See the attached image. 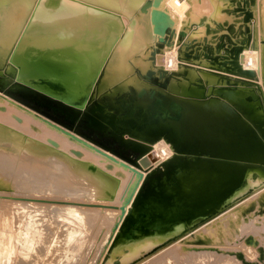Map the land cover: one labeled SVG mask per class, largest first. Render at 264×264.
Returning a JSON list of instances; mask_svg holds the SVG:
<instances>
[{"label":"bare ground","instance_id":"6f19581e","mask_svg":"<svg viewBox=\"0 0 264 264\" xmlns=\"http://www.w3.org/2000/svg\"><path fill=\"white\" fill-rule=\"evenodd\" d=\"M18 1L0 9V80L16 79L44 103L63 100L71 123L110 129L141 157L120 159L0 91V226L11 206L39 223L48 211L74 219L94 234L84 262L104 231L115 244L108 264L180 233L166 256L215 255L189 247L215 245L250 207H264V192L229 207L245 183L264 182V103L250 96L264 89V0ZM169 11L180 28L166 25ZM191 22L198 39L187 37ZM53 223L69 243L79 232Z\"/></svg>","mask_w":264,"mask_h":264},{"label":"rangeland","instance_id":"374dc122","mask_svg":"<svg viewBox=\"0 0 264 264\" xmlns=\"http://www.w3.org/2000/svg\"><path fill=\"white\" fill-rule=\"evenodd\" d=\"M9 1L10 0H0V9L9 8ZM18 4L21 6L20 0L18 1ZM3 13L4 12L0 11V16H4ZM166 21H167L166 25L170 24L168 25V27L172 26L171 28H174L175 30L180 28V22L178 23L177 20L176 21L173 20V14H171L170 11L167 13ZM198 25L199 24L193 22L190 23V33L189 35H187L189 39L190 38L198 39L196 37L201 36L202 33L199 32L200 26ZM220 71L232 76L234 75L245 76L226 69H220ZM252 88L254 94L251 93L250 96L253 97L255 96L254 98L261 97L264 103L263 87L259 84V87H252ZM0 91L4 92L8 97L13 99L15 102L24 105L33 111H36L45 118L70 130L71 132L77 134L78 136L84 138L85 140L89 139L88 140L89 142L96 144L103 150H106L110 154L120 159L126 157L131 159L133 158L134 160H138L141 157V154L139 152H135L131 148L130 146L132 145L131 142L126 144L124 141L115 140L110 129H107L105 132L99 135L97 132H93L90 129L85 128L84 123L81 119L77 120L74 123H71L65 116V110L63 108L64 105L63 100L57 97L47 95L46 97L48 99V102L44 103V101H39L31 95V91H32L31 87H28L23 84H19L17 80L14 78L1 79ZM101 109L102 108L98 110V114L101 113L100 112ZM106 109L109 111V113H114L118 115H122L123 113L122 111L111 107H106ZM161 139L162 138H160V140ZM253 171L256 173L255 170ZM162 172H163L162 170L158 172V174L155 177L157 178L162 177ZM257 183L256 182L255 184L245 183L244 186L245 190L242 192L243 194L241 193V195L233 199V203L229 207H233L237 209L241 207L243 204L247 203L249 200H251V198L252 199L254 197L256 198V196L264 192V182L263 184L259 182ZM7 191H8L7 193H11L10 190ZM2 212H3V204H0L1 218L2 216L5 215ZM10 212H11V216H10L11 219H9L10 224L8 223L7 226L4 225L0 226V237H1L0 264H108L110 263L111 255L115 250V244L111 247L110 240L112 236H109V233L107 231H104L100 243L97 246V248L94 250L95 252L91 253L90 259L84 262L86 254L88 253V243L90 239L93 238L94 234H91L93 231L87 234V232L83 230V225L80 222L74 219H63V218L60 219L59 221H54L53 219L51 220L52 217L51 214H49L50 212L48 211L44 215L43 222L39 223L38 221L35 220V217L32 216L31 212L23 214L21 218L18 217L16 210L15 208H13V206L10 207ZM241 218L243 221L239 224L236 223L233 224L232 232L226 238H223L222 240L215 242L214 244L216 246L215 245L212 246V243H205L202 245L197 244L198 246L193 245L189 247L191 251L193 249V253L196 252L199 254L198 250H201L200 251L201 254L207 253L206 252L207 249H209L208 251L211 250L210 252H212L213 250L211 254L208 252L210 255L213 254L216 255L217 253L216 256L213 255L212 257L199 258L202 262L204 261L203 263L200 260L198 261L197 259V261L200 264H218L219 261L218 259H220V257L223 255L224 257L225 256L236 257L237 261L242 264L264 263V249H263L264 248L263 247L264 246V207H261L260 205L256 206V209L255 207L254 208L250 207L249 212L245 213L244 216L242 215ZM202 221L203 219L197 220V222L193 224V227H195L196 229L197 227H199V223ZM53 222H58L59 224H63L67 227H73L79 232L74 237L73 241L69 243L67 239L68 237L66 231H61L57 229L58 227ZM48 229L49 231H47ZM240 230L241 232H239ZM186 234L188 235V233H180L179 235L177 234L173 238H170L171 240L169 239V241H166L160 245L151 248L145 254L143 253L142 255H139L140 257L134 256V258H131L130 260H128L123 264H189V263L198 264L196 260H195L196 262L194 260L192 262V260H190L191 258H187L184 255L172 254L171 256H166L167 254H165L167 251L171 250L172 248L171 245H173L174 243L176 242H178L177 244L182 243L183 242L182 238H185ZM189 235H193V233ZM1 239L4 240L3 243ZM86 239H87V243H85ZM117 241L118 240H116V242ZM119 242L120 241H118L117 244H120ZM206 244L209 246H207ZM200 246L202 247L200 248ZM194 247L196 249H194ZM255 252H257V254ZM218 254L220 256H218ZM244 255L245 257L246 255L249 256L245 258ZM250 255H252V257ZM209 258L210 259L213 258L211 259L212 261ZM214 258H216L215 260L218 261L217 262L213 261ZM252 258L253 259L255 258L256 260L254 261ZM208 259L210 263L209 261H207Z\"/></svg>","mask_w":264,"mask_h":264}]
</instances>
